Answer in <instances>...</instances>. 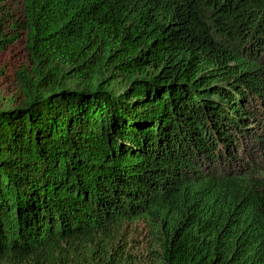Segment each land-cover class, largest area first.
Listing matches in <instances>:
<instances>
[{
  "label": "trees",
  "instance_id": "1",
  "mask_svg": "<svg viewBox=\"0 0 264 264\" xmlns=\"http://www.w3.org/2000/svg\"><path fill=\"white\" fill-rule=\"evenodd\" d=\"M0 84V264H264V0H0Z\"/></svg>",
  "mask_w": 264,
  "mask_h": 264
},
{
  "label": "rangeland",
  "instance_id": "2",
  "mask_svg": "<svg viewBox=\"0 0 264 264\" xmlns=\"http://www.w3.org/2000/svg\"><path fill=\"white\" fill-rule=\"evenodd\" d=\"M20 101V93L13 85L0 84V109L17 107V105H20ZM123 232L125 233L122 249H124L125 252L122 255H117L120 264H153L149 262L147 254L145 253L144 231L140 227H137L127 228L123 230ZM116 239L118 240L120 237ZM117 240H115V242ZM108 247L110 246L106 245V248ZM111 247L114 248L115 246L111 245ZM86 250L89 259V254L95 250V246H87Z\"/></svg>",
  "mask_w": 264,
  "mask_h": 264
}]
</instances>
